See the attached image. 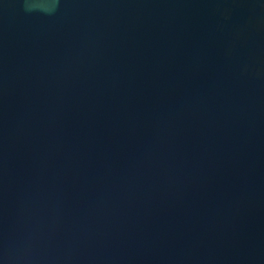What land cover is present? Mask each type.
Here are the masks:
<instances>
[{
	"label": "water",
	"instance_id": "obj_1",
	"mask_svg": "<svg viewBox=\"0 0 264 264\" xmlns=\"http://www.w3.org/2000/svg\"><path fill=\"white\" fill-rule=\"evenodd\" d=\"M0 264H264V0H0Z\"/></svg>",
	"mask_w": 264,
	"mask_h": 264
}]
</instances>
